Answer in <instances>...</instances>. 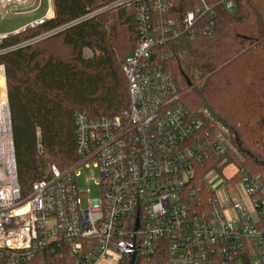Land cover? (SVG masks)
<instances>
[{
  "label": "built area",
  "instance_id": "1",
  "mask_svg": "<svg viewBox=\"0 0 264 264\" xmlns=\"http://www.w3.org/2000/svg\"><path fill=\"white\" fill-rule=\"evenodd\" d=\"M175 5L115 0L62 29L104 12L135 13L139 43L123 66L130 109L101 119L78 113L76 164L53 166L27 196L11 121L9 130L0 127V264H30L55 249H65L72 264H129L132 255L135 264H264V176L227 161L229 129L207 111L192 113L172 73L178 40L194 39L198 28L216 32L214 5L197 0L181 20ZM216 5L237 8L236 0ZM48 6L31 28L51 23L52 0ZM229 165L227 178L213 169ZM82 167L97 171L98 199L80 190ZM204 170L203 186H194Z\"/></svg>",
  "mask_w": 264,
  "mask_h": 264
},
{
  "label": "trees",
  "instance_id": "2",
  "mask_svg": "<svg viewBox=\"0 0 264 264\" xmlns=\"http://www.w3.org/2000/svg\"><path fill=\"white\" fill-rule=\"evenodd\" d=\"M114 1L53 0L55 16L49 25L0 42L18 182L24 196L33 183L51 178L53 166L64 171L76 164L78 113L101 119L130 109L123 66L139 43L134 12H104L45 40L30 42L41 32L66 27ZM196 2L176 0L173 15L181 20ZM207 2L216 11V32L209 36L198 28L194 39L184 37L185 45L176 46L172 73L180 74L184 85H193L195 75L182 61L187 52L204 85L183 96L184 105L195 114L207 111L229 129L230 142L234 135L235 150L241 158L231 149L228 162L264 176V162L259 160H264V116L261 131L249 126V117L242 114L237 118L225 104L231 88L254 80L256 67H264V0H236L237 13L233 16L217 6V0ZM58 40L67 54L56 53L54 43ZM86 49L93 52L91 58L84 57ZM257 50L263 56L260 63L253 58ZM261 83L264 102V79ZM260 107L264 110V104ZM205 172L197 174L194 186H203ZM30 264H72V259L65 249L43 250Z\"/></svg>",
  "mask_w": 264,
  "mask_h": 264
},
{
  "label": "rangeland",
  "instance_id": "3",
  "mask_svg": "<svg viewBox=\"0 0 264 264\" xmlns=\"http://www.w3.org/2000/svg\"><path fill=\"white\" fill-rule=\"evenodd\" d=\"M53 6V0H52ZM106 5H104L105 7ZM48 0H21L19 3L15 5L5 6L0 2V42L13 34L22 33L26 30L30 31L33 29L31 26L35 23L37 19H39L42 15L46 13L48 10ZM54 11V7H53ZM231 16L237 13V8L229 12ZM64 27H60L57 30H62ZM49 32H41L39 33L36 38L32 41H42L45 40L49 34ZM48 34V35H47ZM185 40L181 38L176 42V45H185L183 42ZM61 45L60 41H56L54 43V47L56 53L59 55L67 54V50H65ZM249 49V48H248ZM93 56V52L86 49L84 50V57L91 58ZM263 56L258 55V50L255 51L253 54V58L256 62L260 63V60ZM182 61L186 66L189 68L190 72L195 75V78L192 80L193 85L191 83L188 84L189 87L182 83V77L180 74H175L176 83L181 90L184 98L186 97L187 93L193 91L195 88L202 87L204 85V79L199 78L198 70L194 67L192 58L187 52L183 56ZM250 61V59H249ZM264 67L260 64L256 67L255 74L256 76L254 80L250 78L245 82H241L237 87L231 88V91L228 94L227 101L225 104L231 110L232 114H236V117L239 118L242 114L249 117V126L258 130H263L262 126H259L264 116V110L260 107L264 102L261 99V90H262V83L261 80L264 79ZM5 73V69H4ZM185 81V80H184ZM253 81L256 85L260 86V89L255 87V84H252ZM6 82V78H5ZM7 90V88H6ZM232 142H230L232 151H235V155L240 157L238 151H236L237 144L235 143V137L233 135ZM230 140V139H229ZM257 158V157H256ZM263 161L262 159H259ZM215 171L224 178L231 176L234 172V167L229 165L226 169H222L220 167H213ZM98 178L97 171L93 169H87L82 167L80 171L77 172V181L80 190L87 191L88 189L91 190V199H98L99 192L95 188L93 181ZM235 194V192H231L230 195Z\"/></svg>",
  "mask_w": 264,
  "mask_h": 264
},
{
  "label": "bare ground",
  "instance_id": "4",
  "mask_svg": "<svg viewBox=\"0 0 264 264\" xmlns=\"http://www.w3.org/2000/svg\"><path fill=\"white\" fill-rule=\"evenodd\" d=\"M7 95L5 73L3 68H0V127L2 130L10 129V113Z\"/></svg>",
  "mask_w": 264,
  "mask_h": 264
},
{
  "label": "water",
  "instance_id": "5",
  "mask_svg": "<svg viewBox=\"0 0 264 264\" xmlns=\"http://www.w3.org/2000/svg\"><path fill=\"white\" fill-rule=\"evenodd\" d=\"M8 108H9V113H10L9 103H8ZM10 121H11V116H10ZM135 263H136V255H132L129 264H135Z\"/></svg>",
  "mask_w": 264,
  "mask_h": 264
},
{
  "label": "crops",
  "instance_id": "6",
  "mask_svg": "<svg viewBox=\"0 0 264 264\" xmlns=\"http://www.w3.org/2000/svg\"><path fill=\"white\" fill-rule=\"evenodd\" d=\"M0 68H3V71H4V67L3 66H0Z\"/></svg>",
  "mask_w": 264,
  "mask_h": 264
}]
</instances>
